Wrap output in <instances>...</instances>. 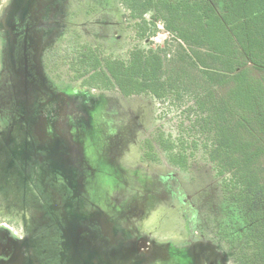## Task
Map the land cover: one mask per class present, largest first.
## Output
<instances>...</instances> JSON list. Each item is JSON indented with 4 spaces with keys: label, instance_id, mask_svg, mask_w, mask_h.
<instances>
[{
    "label": "rangeland",
    "instance_id": "rangeland-1",
    "mask_svg": "<svg viewBox=\"0 0 264 264\" xmlns=\"http://www.w3.org/2000/svg\"><path fill=\"white\" fill-rule=\"evenodd\" d=\"M14 2H1L0 18L14 5L30 9L18 29L29 26L34 44L17 60L21 39L0 23V226L26 243L0 245V264H236L224 232L245 227L203 143L184 129L187 113L109 92L94 53L75 50L101 46L105 61L134 40L145 47L117 6ZM160 133L175 154L187 141L188 166L154 142Z\"/></svg>",
    "mask_w": 264,
    "mask_h": 264
},
{
    "label": "trees",
    "instance_id": "trees-1",
    "mask_svg": "<svg viewBox=\"0 0 264 264\" xmlns=\"http://www.w3.org/2000/svg\"><path fill=\"white\" fill-rule=\"evenodd\" d=\"M128 8L143 23L142 36L156 33L158 18L183 49L167 59L163 48L136 47L128 61L98 53L93 67L126 94H151L187 113L184 129L203 143L245 227L224 232L235 263L264 264V0H221L220 7L213 0H129ZM159 135L154 142L167 143L169 158L188 166L187 141L175 154L174 142Z\"/></svg>",
    "mask_w": 264,
    "mask_h": 264
},
{
    "label": "flooded vegetation",
    "instance_id": "flooded-vegetation-1",
    "mask_svg": "<svg viewBox=\"0 0 264 264\" xmlns=\"http://www.w3.org/2000/svg\"><path fill=\"white\" fill-rule=\"evenodd\" d=\"M6 0H0V4L1 2H5ZM9 1V0H8ZM14 0H11V2H13ZM16 1V0H15ZM22 2V5L25 6V4L29 7H31V4H32V0H20ZM89 2V6L91 7V10L90 12H94L93 11V6H97V4L94 2V0H88ZM111 3H113V5L115 4L118 8V10L120 11L121 13V16L123 18V20L125 21L126 25V30L127 32L129 31V29L131 30V34H132V28H134L133 30L135 31L136 35L138 36V38L140 39L139 42H142V43H145V47L141 45V43H136L137 41L134 40L133 42V45L132 46H128L126 48H123L122 50V55L121 56H114L115 58H111L112 60L114 59H117V60H129L130 58V55H131V51L134 50L136 47L137 48H142L143 50H146L148 48H163L166 50V58L167 59H170L174 56H176L179 51L181 49H183L180 44L182 43L184 45V42L181 40V39H178L172 32H170L164 22L158 18H156L154 21H155V24H156V33H154L153 35H151L150 37H144L142 36L141 34V26L143 25V23H138V20L137 19H134L133 15H132V11L128 8V5H129V0H110ZM20 3V2H19ZM128 4V5H127ZM100 5V4H99ZM217 6V5H216ZM218 7V6H217ZM21 11H19L17 14H15L11 19L10 21H6V20H3L1 18L2 21H0L1 24H4L6 25L7 27H10L11 25L10 24H14V29H16L15 31L13 30V33L17 34L18 35V38L21 39V41H19V45H17V47L14 49L15 52L14 55L16 56L17 60L19 58V55H21L23 52L25 54H27V49H29V46L33 47V44H34V39L33 37H29V35L27 34L28 30H29V26L28 23H30L32 21V17L30 12L31 10L29 9L26 13V15H23V14H20ZM19 15H22L24 17V22H27V27L25 26L23 29H18V25H19V21L20 20V17ZM25 16H27V19L25 18ZM146 18H150V16H145ZM27 20V21H26ZM128 23V24H127ZM27 31V32H25ZM29 33V32H28ZM71 35H74L73 40H76V39H81L83 36H82V33L79 32L77 29L74 28V30H71L70 31ZM161 33H164L166 36L164 38H160V35ZM15 34V35H16ZM28 35V36H27ZM135 35V36H136ZM30 38V41L29 42H26L27 41V38ZM67 36H65L66 38ZM121 37V36H119ZM29 43V44H28ZM131 43V42H130ZM172 43H175V44H178V46H174L172 45ZM80 45V44H79ZM169 47V48H168ZM66 49V48H63V50ZM75 50H79L80 51V54L81 55H84V54H90V53H94V56H96L98 53H101V58H103V55H104V48H102L101 46H97L95 48H91V47H82V46H77L75 48ZM50 51V49H49ZM65 51V50H64ZM90 51V52H89ZM90 56V55H89ZM88 57V56H87ZM91 57V56H90ZM83 59V57H81ZM27 59V58H26ZM94 65V64H93ZM29 64H25V68L26 69H29L28 68ZM104 80L106 81V84L109 86L107 90H111L109 92H113V93H116V91L120 90V93H123V95H128V96H151L152 99L156 100L159 102V104L161 106H167L165 104H163L159 99H157L156 97H154L153 95L151 94H147V93H132V94H126L122 88H120V86L117 84V81L116 79L113 77V76H110V78L106 77V75H104ZM111 87H115L116 90H113ZM119 93V92H117ZM117 95V94H116ZM168 107V106H167ZM175 107V106H174ZM2 226H0V245H3L7 242H9L10 240H12L11 238L14 237V238H21L23 240V242H20L23 244H25L26 242H24L26 240V236L25 234L23 233L22 235H17L15 233L12 232V229L8 226V225H4L1 224ZM4 227V228H3ZM9 230H7V229ZM24 231V230H23ZM11 237V238H10ZM19 241L16 240V243H18ZM0 249H1V246H0Z\"/></svg>",
    "mask_w": 264,
    "mask_h": 264
},
{
    "label": "crops",
    "instance_id": "crops-1",
    "mask_svg": "<svg viewBox=\"0 0 264 264\" xmlns=\"http://www.w3.org/2000/svg\"><path fill=\"white\" fill-rule=\"evenodd\" d=\"M218 2H219V6L218 7H220L221 6V0H218ZM19 11H21L20 5L11 6V9L9 11H6V10L4 11V16L7 18V19H4V20L9 21ZM0 21H2L1 18H0Z\"/></svg>",
    "mask_w": 264,
    "mask_h": 264
},
{
    "label": "water",
    "instance_id": "water-1",
    "mask_svg": "<svg viewBox=\"0 0 264 264\" xmlns=\"http://www.w3.org/2000/svg\"><path fill=\"white\" fill-rule=\"evenodd\" d=\"M11 35H12V36H11L12 38H15V37H16V35H15V34H13V33H12Z\"/></svg>",
    "mask_w": 264,
    "mask_h": 264
}]
</instances>
